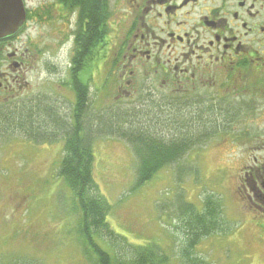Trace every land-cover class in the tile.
<instances>
[{"label": "flooded vegetation", "instance_id": "af4514ba", "mask_svg": "<svg viewBox=\"0 0 264 264\" xmlns=\"http://www.w3.org/2000/svg\"><path fill=\"white\" fill-rule=\"evenodd\" d=\"M85 1L93 6L82 21ZM20 9L26 17L22 28L0 32V118L38 107L48 97L49 82L54 90L69 91L74 125L78 113L90 117L97 98L112 90L119 102L143 94L185 99L192 110L218 115L206 136L218 131L227 134V144L237 136L243 141L236 145L240 152L244 147L246 162L237 191L247 195L251 213L264 214V159L258 155L264 134H255L264 130V0H0L6 27ZM97 13L104 31L98 51L79 57V45L95 42ZM63 52L67 61L59 63ZM36 73L43 79L40 92L30 79ZM102 76L98 95L95 83Z\"/></svg>", "mask_w": 264, "mask_h": 264}, {"label": "rangeland", "instance_id": "374dc122", "mask_svg": "<svg viewBox=\"0 0 264 264\" xmlns=\"http://www.w3.org/2000/svg\"><path fill=\"white\" fill-rule=\"evenodd\" d=\"M114 40L116 42L117 38ZM115 52L114 47V56ZM57 61H67L66 54L61 53ZM94 64L95 61L87 66V70H91ZM107 74L105 67L104 76ZM113 75L108 76L112 82ZM30 79L33 90L40 92L43 81L40 75L36 73ZM102 82L103 76L98 77L95 83L98 95L103 91ZM49 86L48 97L40 99L39 104L44 109L53 107L61 116L69 118V91L54 90L57 87L54 82H49ZM58 93L64 98V109ZM110 94L108 91L97 98L96 111L91 118L113 117L120 109L134 105L143 108L146 99H153L145 98L146 94H143L133 101L119 102L116 92L107 98ZM40 95L33 96V103ZM167 99L155 100L164 105L169 101ZM177 101L187 106V100ZM36 108L34 106L32 111ZM38 117L34 115V121L44 127L43 117L41 122ZM205 118V127L199 132L193 131L195 138L214 128L210 121L219 122L216 113H208ZM100 131L98 129L96 135ZM160 132L168 137V128ZM8 134L0 127V257L3 262L95 264L96 256L79 232L77 198L59 177L63 142L32 144L23 137L13 135L7 138ZM255 134L263 135L264 130H255ZM212 135L214 137L206 136L201 142H194L179 162L159 171L138 190H133L136 158L127 140L108 134V131L94 140L96 186L112 206L108 220L130 243L157 245L170 257L166 264H182L179 255L192 229L196 230V219L191 213L186 214L181 205L192 203L205 213V200L211 197L213 205L217 204L218 223L215 231L201 238L194 250L195 255L209 264H264V214L255 210L251 213L247 195L236 191L243 184L245 175L243 166L246 162H242L245 149L242 147L240 152L236 146H243V141L237 136L235 143L227 144L226 133L217 131ZM258 155L264 159V150ZM94 238L105 250H117L120 257L132 253L130 244L123 239L113 241L112 245L108 240Z\"/></svg>", "mask_w": 264, "mask_h": 264}, {"label": "trees", "instance_id": "16d2710c", "mask_svg": "<svg viewBox=\"0 0 264 264\" xmlns=\"http://www.w3.org/2000/svg\"><path fill=\"white\" fill-rule=\"evenodd\" d=\"M96 4L98 7L99 2ZM92 6V3L85 1L81 16L82 21L88 19L87 13L92 11ZM99 22L97 13L95 42L89 47L88 44L85 47L79 45L77 49L79 57L92 54L94 48L98 51L104 35ZM87 36L85 35V37ZM88 42L90 39H87ZM84 66L86 65L82 64L81 71ZM82 101L83 98L80 102L83 103ZM154 102L156 103L154 104ZM151 103L152 105L149 106L148 104ZM37 108V111L23 109L17 113L5 115L0 118V125L4 127V130L14 131L16 129L23 134L38 132L40 135L46 130L49 143L63 142L59 176L72 189L77 198L80 210L79 232L94 252L95 264H166L170 257L160 247L151 244L130 243L110 224L108 217L112 206L107 197L99 192L100 190L96 186L93 142L100 133L105 134L106 131L108 134L121 136L127 140L136 158V179L133 190H138L152 180L159 171L179 162L185 153L192 148L194 142H200L205 134L201 132L196 139L192 133L193 131L199 132L205 127L207 124L205 116L208 115V111L205 112L199 108L196 109V107L192 110L188 106L172 100L167 101L164 105L158 104L156 100H148L146 107L122 108L113 117L106 115L100 119L93 117L82 119V114L78 113L79 120L77 125H74L73 114H70L68 118L61 116L58 110L50 106L44 109L40 104ZM185 109L187 113H185ZM34 115L39 116V122L43 117L45 122L43 124L46 125L44 127L39 126L34 121ZM210 122L213 124L215 121ZM164 128L169 130L168 137L160 132ZM98 129L101 131L96 135ZM34 139L39 140V136H34ZM205 204H207L206 214L201 213L192 203H185V205L182 203L181 205L186 214L191 213L196 219V230L192 229L190 237L185 241L179 255L182 264H209L194 253L201 238L215 231L216 222L218 223L217 204L214 203L213 205L211 197L205 200ZM94 237L104 241L108 240L111 244L113 241L123 239L130 244L132 253L120 257L117 255V250L113 252L105 250L96 242ZM0 264H6L3 262L2 256L0 257Z\"/></svg>", "mask_w": 264, "mask_h": 264}, {"label": "water", "instance_id": "95a60500", "mask_svg": "<svg viewBox=\"0 0 264 264\" xmlns=\"http://www.w3.org/2000/svg\"><path fill=\"white\" fill-rule=\"evenodd\" d=\"M24 12H23V10H22V12H21V15H17V16H15V17H13V18H11L10 20H9V24H10V28H13L12 30H9V28H6L5 26H4V22H3V20H4V18L2 17V15L0 16V32L1 31H7L6 32V34H9V32H11V34L12 33H15V32H17L18 30H19V28H20V26L23 24V21H24ZM13 24V25H12ZM9 27V26H8ZM3 34H1V36H2Z\"/></svg>", "mask_w": 264, "mask_h": 264}]
</instances>
